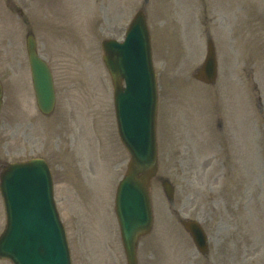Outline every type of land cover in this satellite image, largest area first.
I'll list each match as a JSON object with an SVG mask.
<instances>
[{"label": "rangeland", "instance_id": "374dc122", "mask_svg": "<svg viewBox=\"0 0 264 264\" xmlns=\"http://www.w3.org/2000/svg\"><path fill=\"white\" fill-rule=\"evenodd\" d=\"M208 1L0 0V167L46 159L73 264H126L113 201L129 155L117 135L100 42L120 39L138 9L148 20L157 75L158 169L153 224L138 241L137 264H264V0H248L244 10L247 0H216L212 10ZM217 21L210 33L217 77L208 86L192 72L206 52L202 29ZM27 33L53 75L49 115L36 107ZM73 122L76 137L60 141L63 125ZM162 178L174 186L172 203ZM180 218L202 223L205 255ZM4 223L0 197V233Z\"/></svg>", "mask_w": 264, "mask_h": 264}, {"label": "water", "instance_id": "95a60500", "mask_svg": "<svg viewBox=\"0 0 264 264\" xmlns=\"http://www.w3.org/2000/svg\"><path fill=\"white\" fill-rule=\"evenodd\" d=\"M26 44L37 103L48 112L54 101L49 69L37 56L33 37L27 36ZM103 49L114 85L119 135L131 155L129 169L117 189L116 214L127 264H136L137 238L151 225L148 181L156 169V86L143 16H135L124 42L104 41ZM201 75L205 81L214 78L211 49ZM164 189L170 197L169 184L164 183ZM0 191L7 215L0 236V258L13 264H71L63 227L52 204L45 162L32 159L7 165L0 174ZM181 223L205 251L206 237L199 224L192 220Z\"/></svg>", "mask_w": 264, "mask_h": 264}, {"label": "bare ground", "instance_id": "6f19581e", "mask_svg": "<svg viewBox=\"0 0 264 264\" xmlns=\"http://www.w3.org/2000/svg\"><path fill=\"white\" fill-rule=\"evenodd\" d=\"M92 80H94V83L96 84L97 83V78L95 76H91ZM99 89V88H98ZM77 125L74 123V127H76Z\"/></svg>", "mask_w": 264, "mask_h": 264}]
</instances>
